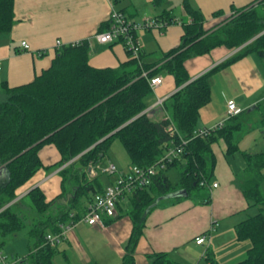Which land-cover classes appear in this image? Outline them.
<instances>
[{"label": "trees", "instance_id": "trees-1", "mask_svg": "<svg viewBox=\"0 0 264 264\" xmlns=\"http://www.w3.org/2000/svg\"><path fill=\"white\" fill-rule=\"evenodd\" d=\"M115 9L122 0H110ZM167 0H152L161 9L156 17L165 24H175L171 10L163 9ZM183 6L192 22H183V35L178 47L165 53L159 61L145 63L143 53L134 58L127 49L128 61L119 68H95L90 64L91 45L88 40L76 46L66 45L56 51L51 66L30 82L16 87L3 83L4 101L0 102V165H6L8 180L0 184V236L7 237L26 227L25 217L14 202L41 170L59 171L61 193L48 201L37 187L26 200L37 217L28 235L34 249L28 264H54L58 246L47 244L49 234L62 232V226L76 224L87 213L94 197L106 187L100 177L88 174L91 164L103 162L115 138L126 148L131 167L158 168L160 161L173 147L182 148L179 157L159 169L152 183L135 190L126 200L132 232L125 246L123 264H137L136 251L148 215L159 203L184 198L199 188H207L214 177L216 158L212 145L223 140L227 155L239 150L236 141L241 129L235 116L207 137H195L200 110L211 100L210 77L213 73L255 54L264 65V0H255L242 7H232L231 14L216 28L204 27L205 16L195 10L189 0ZM224 12L214 13L215 17ZM15 24V0H0V34L8 33ZM109 24L98 32L106 31ZM122 43L117 42L113 45ZM123 46V45H122ZM124 47V46H123ZM239 49L232 57L211 71L190 82L186 63L210 54L214 49ZM125 48V47H124ZM164 74L172 75L178 89L164 103L169 120L156 123L145 112L153 91L150 80ZM172 122L176 133L168 130ZM188 141L186 145L182 140ZM45 146H52L59 161L46 166L40 157ZM245 175L241 190L245 198L260 212L237 225V241L249 243L244 260L237 264H264V152H244ZM180 169V180L173 183L167 171ZM175 196V197H172ZM211 202V196L206 200ZM6 207V208H5ZM123 207L118 202V217ZM117 219V218H116ZM115 220H107L106 223ZM151 264H180L169 253L149 255ZM211 264H217L209 257Z\"/></svg>", "mask_w": 264, "mask_h": 264}, {"label": "crops", "instance_id": "crops-1", "mask_svg": "<svg viewBox=\"0 0 264 264\" xmlns=\"http://www.w3.org/2000/svg\"><path fill=\"white\" fill-rule=\"evenodd\" d=\"M124 1L120 10L125 9L126 16L133 21L141 17L156 18L161 11L154 7L152 0ZM168 1L163 9L171 10L177 20L189 22L190 16L184 11L177 16ZM254 1L189 0L191 6L205 16L204 27L207 30L216 28L229 17L232 7L242 8ZM114 7L110 0H15L13 29L0 34V97H5L3 83L10 87L30 83L48 69L56 57L58 50L55 45L58 40L64 45L88 40L91 45L90 64L95 68L116 69L128 61L122 45H102L94 39L99 29L108 23ZM219 11L224 12L223 16L215 17L214 13ZM182 35L183 25L177 23L164 29L137 33L144 44L142 53L145 56L148 52L157 53L159 59L180 45ZM22 42L28 43L30 49L25 50ZM241 48L230 50L219 47L210 54L189 60L186 67L190 82L222 64ZM215 73L220 77L212 81L211 100L200 110L198 129L211 128L225 121L227 102L230 100H234L242 110L237 115L239 120L230 121V124L239 122L248 109L251 112L260 110L264 104V65L257 55H249ZM177 91L174 77L164 74L162 85L148 100L147 109H152L147 116L156 123L163 122L168 113L164 106H154L159 100L165 103ZM260 122L264 126V113H261ZM238 147L241 153L227 155L223 140L212 145L216 165L214 180L205 188L206 193H199L197 197L185 196L176 202H172L173 199L164 200L151 211L137 247V264H151L149 255L160 252L169 253L180 264H201L204 261H200L199 256L208 262L204 264H211L209 257L217 264H237L246 258L250 244L237 241L236 228L239 223L253 216H249L250 213H256L259 209L245 198L241 190L246 177L243 153L264 152V145L259 151L256 148L241 150ZM40 157L46 166L56 163L60 158L52 146H45L40 151ZM98 165L108 164L102 162ZM60 170L38 172L22 194L6 207L18 203L17 211L32 224L37 215L26 200L27 194L39 187L48 201L56 198L61 193ZM88 174L90 176L89 170ZM7 180L6 165H0V184ZM114 180V176L109 179L110 182ZM216 183L218 185L214 187ZM262 190L264 193V180ZM209 196L211 202L207 203ZM123 201H120L121 206ZM25 229L7 237L0 236V264L3 261L7 264H28L27 258L34 249V241L28 235L29 228ZM131 232L129 216L117 217L105 229L90 226L81 218L66 232L54 264H123L122 257ZM204 235L208 237V246L204 247L207 243L197 245L196 238Z\"/></svg>", "mask_w": 264, "mask_h": 264}, {"label": "built area", "instance_id": "built-area-1", "mask_svg": "<svg viewBox=\"0 0 264 264\" xmlns=\"http://www.w3.org/2000/svg\"><path fill=\"white\" fill-rule=\"evenodd\" d=\"M192 22V19L189 20ZM177 24H182V21L176 20ZM109 27L106 31L97 32L94 35V39L102 45H111L117 42L122 43V45L130 51L134 58L139 59L142 53V44L137 37L139 31H150L153 29H164L169 26L163 22L158 21L156 18H145L142 22H137L129 19L125 13L113 8L109 18ZM72 43L71 46H76L80 43ZM64 45L60 40L56 42L55 48L57 50L61 49ZM22 47L25 50L30 49V46L26 42H22ZM163 83V76H156L150 80V86L153 92L161 86ZM164 101L159 100L154 107H163ZM152 108L146 109L144 113H149ZM242 112L241 108L237 105L234 100L227 102V118L220 124L205 129H198L195 132V137H207L211 133L218 129H221L225 123L239 115ZM165 120H169L166 117ZM168 130L171 135L176 133V128L172 122L169 123ZM183 144L186 145L188 141L182 140ZM182 152V148L173 147L168 150L167 154L160 161L161 165L158 168L150 167L146 169H141L137 166L131 167V172L129 174H120L115 165H110L108 167H102L100 165H90L89 172L90 177L96 178L98 175L107 174L109 176H114L119 173L116 181L112 185L107 186L103 194H98L94 197L93 202L90 204L87 213L82 218V221L86 222L90 226L99 227L105 229L107 227V220H116L118 217V202L126 200L128 196L143 187L149 186L153 178L156 176L159 169H165L167 163H171L173 160L177 159ZM217 183L213 184L217 187ZM73 225L62 226V232L57 235L49 234L46 237L47 244L51 246H58L62 239L64 238L66 232L70 230ZM208 241L207 236H199L196 238L197 245H203ZM3 264H7L3 261Z\"/></svg>", "mask_w": 264, "mask_h": 264}, {"label": "rangeland", "instance_id": "rangeland-1", "mask_svg": "<svg viewBox=\"0 0 264 264\" xmlns=\"http://www.w3.org/2000/svg\"><path fill=\"white\" fill-rule=\"evenodd\" d=\"M137 1L141 2V0H137ZM181 1H182V4H181ZM168 2L170 4L169 6L172 7V9L175 11V14L177 16L182 15L183 11L185 12V14L187 13L184 6H183V0H169ZM124 3H125V1L122 2V4H119L118 8L119 9L122 8L124 6ZM144 19H145L144 17L143 18L141 17V19L137 20V22H142ZM141 32H145V31H139V34ZM140 42H141L142 46L144 47L143 42L142 41H140ZM146 54H147V56L144 58L145 63H152V62H156V61L160 60L159 55L157 53L148 52ZM218 77H220V76H218L217 73H214L213 75H211V77H210L211 84H212V81L214 79H217ZM4 100L5 99L0 97V102H2ZM261 113L262 114L264 113V104H262L260 106V110H254L253 112H251L248 109L246 111V113L243 115V117L240 119L241 129L237 133L236 141H237L238 145L240 146L241 150H243L242 148H245L247 150H251L250 148H256V150L259 151L261 149L262 145H264V126H263L262 122H260ZM221 143L222 142H220V144ZM235 153H241V152L237 151ZM103 163L104 164L107 163L108 165H101L102 167H108L110 165L117 166L118 172L120 174H129L131 172V161H130L129 154H128L126 148L124 147V145L122 144V142L120 141L119 138H115L112 140L111 146L107 152L105 159L103 160ZM91 165H94V164H91ZM119 173L114 175V177H115L114 182L116 181V178L119 175ZM166 173H167V176L170 178V180L173 183L179 182V180H180V169L179 168L173 167V168L169 169ZM110 177H113V176H110ZM110 177L107 174H101V176H100L101 182L106 187L110 186V185H112V183H114V182L109 181ZM213 180H214V177L211 180V182ZM206 192H207V190L205 188H199V190L194 191L192 193V195H193V197H197L199 195V193L203 194ZM122 207L124 210L121 213V216L127 217V213L131 208L129 201L124 200L122 203ZM259 208L260 207L258 206V209ZM259 212H260V209L257 210L256 213H253V212L250 213L249 216H251V215L254 216L255 214H257ZM25 222H26L25 223L26 229L28 230V228L31 225L30 224L31 221L28 219H25ZM61 246L62 245L60 243L59 249ZM206 246H208V243L204 247H206ZM192 254L198 255L197 252H193ZM201 256H202V254H201ZM199 260L202 262L204 261L201 264L208 263L205 259H203L200 256H199Z\"/></svg>", "mask_w": 264, "mask_h": 264}, {"label": "water", "instance_id": "water-1", "mask_svg": "<svg viewBox=\"0 0 264 264\" xmlns=\"http://www.w3.org/2000/svg\"><path fill=\"white\" fill-rule=\"evenodd\" d=\"M181 195L187 196V193L184 191L181 193ZM172 197H175V196L172 195Z\"/></svg>", "mask_w": 264, "mask_h": 264}]
</instances>
